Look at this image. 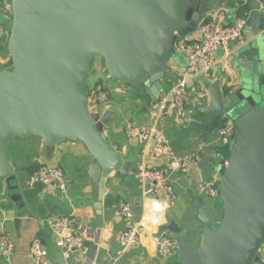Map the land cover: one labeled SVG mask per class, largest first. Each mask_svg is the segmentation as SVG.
<instances>
[{"label":"water","instance_id":"water-1","mask_svg":"<svg viewBox=\"0 0 264 264\" xmlns=\"http://www.w3.org/2000/svg\"><path fill=\"white\" fill-rule=\"evenodd\" d=\"M209 2L11 1L7 50L12 67L0 70V178L18 211L27 202L8 154L18 138L42 139L48 158L64 142L85 145L93 158L88 175L98 188L100 206L106 178L115 172L129 176L132 164H123L120 146H111L104 133L107 119L90 108L92 61L102 58L107 78L148 93L156 106L178 37L195 33ZM257 2L259 7L247 15L251 40L233 64L235 84L201 83L209 99L189 132L215 135L232 120L235 139L228 157H217L223 204L219 224L202 199L194 201L205 229L202 246L189 243L168 214L165 229L174 236L182 264H264V0ZM231 112L241 114L232 119Z\"/></svg>","mask_w":264,"mask_h":264},{"label":"crops","instance_id":"crops-1","mask_svg":"<svg viewBox=\"0 0 264 264\" xmlns=\"http://www.w3.org/2000/svg\"><path fill=\"white\" fill-rule=\"evenodd\" d=\"M4 3L6 12L3 13L6 22V15L12 9L9 0H4ZM218 7H228L232 16L231 21H235L241 18L247 20L252 7L258 8L259 4L257 0H210L204 8V14L213 13ZM2 26V31L5 32V23ZM252 34V29L246 28L245 42L233 43L230 52L221 50L218 53L217 66L209 74V78L202 77L199 84L196 83V92L203 98L200 106L194 103L193 99L194 104L190 105V110L195 115L191 121L182 116L178 117L177 114L173 116L174 118H167L163 122L164 132L175 152L181 157L199 152L202 161L197 166L191 167L187 173L172 176L171 184L178 196L175 202L168 201L164 193L157 198L166 208L160 226H153L148 219L152 202L144 198V184L138 174L142 163L155 169L166 166V161L152 157L149 148L134 144L126 134L128 125L155 124L159 110L153 109L152 107L155 106L146 100V98L152 99L148 93L137 92L130 85L107 78L104 74V60L100 57L95 58L92 61L87 88L101 83L111 92L112 98L109 107L103 106L102 109L97 102L96 106L90 108L92 112L99 113L102 118L109 120L104 133L111 146H120L123 164H132L129 176L123 177L115 172L106 178L107 193L100 206L98 188L88 175L93 158L85 145L72 141L64 142L57 146L53 156L48 158L42 139L30 137L14 140L8 154L16 167V174L27 204L24 209L18 211L15 202L8 195L6 181L0 178V235L6 234L15 245L10 264H32L30 248L37 239L45 244L52 264H65L62 251L57 246V235L51 229L49 222L69 216L77 218L78 227L75 233L84 234L91 252L89 257L81 260L79 264H182L177 253L164 256L158 251L157 238L161 233H166L174 239L172 233L165 229L169 223V213L175 216L176 221L183 228L188 242L200 248L204 241L205 229L198 220L194 201L195 198L204 201V197L196 192V185L202 179L214 180L221 185L222 178L217 171L219 165L217 157L223 156L221 152L224 147L219 140V134L216 138L215 135L189 132V126L197 119V115L199 118L196 110L209 99L201 92L202 81L222 80L223 84H235L233 64L242 48L251 40ZM0 39H4L3 36H0ZM4 51H6L4 48L0 49L2 65L0 70L9 69L7 67L11 62L10 54ZM179 55L180 57L176 59L174 57L170 61L167 76L161 83L162 98L173 88L186 69V62L180 53ZM232 123V120H228L227 125ZM40 165L62 168L66 174L67 190L61 192L55 187L44 185L28 188L26 181ZM121 201L133 207L136 222L146 218L145 228L141 230L142 244L125 252L119 244V236L125 230V223L117 215V206ZM16 220H19L18 226ZM0 264L7 262L0 258Z\"/></svg>","mask_w":264,"mask_h":264},{"label":"built area","instance_id":"built-area-1","mask_svg":"<svg viewBox=\"0 0 264 264\" xmlns=\"http://www.w3.org/2000/svg\"><path fill=\"white\" fill-rule=\"evenodd\" d=\"M4 0H0V14L6 12ZM228 7H218L213 13H205L199 22L194 36H179L175 48L186 62V69L173 88L160 98L157 108L159 110L153 125H128L126 134L131 142L139 146L149 148L150 155L157 159L166 161V166L162 168H149L145 163L139 166L138 177L143 182L145 199L151 200V213L148 217L153 226H160L166 213V208L162 212H157L154 202L161 203L157 199L160 194H165L166 199L171 203L178 199L171 184L172 176L175 174H185L191 167L201 163L200 153L187 156H179L172 147L170 139L163 129V122L178 114L191 121L195 115L190 110L193 103V83L197 78H209V74L214 71L218 63V53L230 52V47L236 42H245V30L247 20L236 19L231 21L230 9ZM0 22V29L2 30ZM203 82V81H202ZM89 88L90 107H109L112 94L101 83H96ZM192 88V93H191ZM199 106L202 96L198 94ZM204 105V102L202 106ZM201 106V107H202ZM200 107V108H201ZM199 108V109H200ZM235 139L234 123L222 126L219 129V140L223 146L230 148ZM38 185L55 187L61 192L67 190L66 174L62 168L40 165L26 181L28 188H35ZM196 192L208 198L216 199L221 196V185L214 180H200L196 185ZM117 215L125 223V230L119 236V244L122 251L138 247L142 244L141 230L145 228V220L136 222L133 207L123 201L117 206ZM51 229L57 235V246L62 251L65 264H79L81 260L87 259L90 255V248L87 245L84 234L78 235L75 230L78 221L75 216H69L52 220L49 222ZM142 227V228H141ZM100 238V237H99ZM100 240L98 239L97 242ZM158 251L161 255L168 256L178 254L176 241L166 233H161L158 238ZM15 252L14 243L6 234L0 235V258L7 264ZM263 259L264 253L260 251ZM32 264H52L49 259V252L41 240H35L30 248ZM91 264V263H90Z\"/></svg>","mask_w":264,"mask_h":264},{"label":"rangeland","instance_id":"rangeland-1","mask_svg":"<svg viewBox=\"0 0 264 264\" xmlns=\"http://www.w3.org/2000/svg\"><path fill=\"white\" fill-rule=\"evenodd\" d=\"M10 2H11V0H9ZM232 13V12H231ZM4 20H5V18H4V13H1L0 14V22H1V24H3V23H5V32L4 31H2L1 29H0V36H3V38L4 39H0V46H2V48H3V46L5 45H7V43H8V39H9V36H10V30H11V26H12V11L10 10V12L9 13H7V15H6V22H4ZM3 22V23H2ZM2 26V25H1ZM195 35V33L194 34H191V35H189V36H194ZM233 45V44H232ZM231 45V46H232ZM4 52H7L8 53V50H6V51H4ZM180 57V55H179V53L178 52H176L175 53V59L177 58V57ZM9 66L7 67V68H11L12 67V64L11 63H9L8 64ZM0 67H2V65H1V63H0ZM200 80H201V78L199 77V78H197L196 79V81L193 83V85H192V88H193V86H194V91H193V95H192V98L194 99V101H195V103L196 104H198L199 105V97H198V94H197V92H196V83H198L199 84V82H200ZM198 86V85H197ZM160 87L162 88V90H163V85L162 84H160ZM192 88H191V93H192ZM87 91H88V93H89V88H87ZM144 94V93H143ZM146 100H148V102H150V103H152V100L153 99H151V98H146ZM104 107H105V105H104ZM100 108H102L103 109V106H100ZM153 109H157V106H155V107H152ZM230 107H227V110L229 111L230 109H229ZM200 111V109H198V110H196V112H198V113H200L199 112ZM195 114V113H194ZM239 114H241V112H231V116H232V119H234V118H236ZM177 115V114H176ZM175 116V115H174ZM178 117H179V115H178ZM174 118V117H173ZM197 118H198V115H197ZM109 122V120L107 119V123ZM219 134V130L215 133V136H216V138H217V135ZM230 154V151H228V155ZM47 165V164H46ZM202 197H204V201H205V203H206V205L208 206V209H209V211H210V213H211V215L213 216V218H214V221L215 222H217L218 221V223L217 224H219V222L221 221V218H222V213H223V204H222V201H221V197L220 198H216V199H211V198H208L207 196H205V195H201ZM262 253H264V245L261 247V250H260Z\"/></svg>","mask_w":264,"mask_h":264},{"label":"trees","instance_id":"trees-1","mask_svg":"<svg viewBox=\"0 0 264 264\" xmlns=\"http://www.w3.org/2000/svg\"><path fill=\"white\" fill-rule=\"evenodd\" d=\"M5 50H7V45L6 46H4L3 47ZM0 49H2V46H0ZM11 64H12V60H11V62H10ZM227 123H228V121H226L225 122V124H224V126H226L227 125ZM223 126V127H224ZM224 148H223V150H222V154H223V156H226V157H228V151H229V148L228 147H226V146H223Z\"/></svg>","mask_w":264,"mask_h":264},{"label":"clouds","instance_id":"clouds-1","mask_svg":"<svg viewBox=\"0 0 264 264\" xmlns=\"http://www.w3.org/2000/svg\"><path fill=\"white\" fill-rule=\"evenodd\" d=\"M154 208L157 212H162L164 210V206H162L160 203L158 202H154Z\"/></svg>","mask_w":264,"mask_h":264}]
</instances>
